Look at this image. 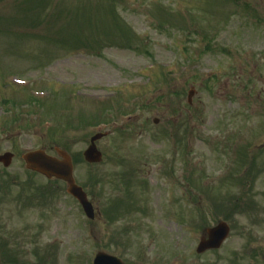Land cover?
<instances>
[{
    "label": "rangeland",
    "instance_id": "obj_1",
    "mask_svg": "<svg viewBox=\"0 0 264 264\" xmlns=\"http://www.w3.org/2000/svg\"><path fill=\"white\" fill-rule=\"evenodd\" d=\"M0 80V120L20 117L16 150L65 147L100 213L88 221L20 157L0 167L12 227L22 193L23 260L53 247L52 264L99 251L126 264H264V148L251 149L264 142V0H0ZM98 130L103 160L90 166ZM219 221L228 240L197 254Z\"/></svg>",
    "mask_w": 264,
    "mask_h": 264
},
{
    "label": "water",
    "instance_id": "obj_2",
    "mask_svg": "<svg viewBox=\"0 0 264 264\" xmlns=\"http://www.w3.org/2000/svg\"><path fill=\"white\" fill-rule=\"evenodd\" d=\"M101 138L97 135L92 139V145L84 153L85 159L90 163H99L101 161V153L97 150L95 141ZM62 160L52 158L43 151H36L24 156L27 168L39 172L48 178H58L67 182L69 188L68 192L72 194L83 206L87 216L94 218L93 208L87 200L86 194L83 190L76 186L73 179V166L70 157L63 151L58 150ZM11 156H4L0 161L9 165ZM230 233L229 226L220 222L215 228L207 230V238H202L198 246L197 252L204 253L209 249H219ZM94 264H121L114 257L104 254H99L95 259Z\"/></svg>",
    "mask_w": 264,
    "mask_h": 264
},
{
    "label": "flooded vegetation",
    "instance_id": "obj_3",
    "mask_svg": "<svg viewBox=\"0 0 264 264\" xmlns=\"http://www.w3.org/2000/svg\"><path fill=\"white\" fill-rule=\"evenodd\" d=\"M0 121L2 122V124H0V134L8 133L7 141L11 143V146L8 149L1 151L0 154L3 152L4 153L11 152L14 154L16 158L18 156V152H17L18 150H16V144L14 140L18 138L20 134L18 132V125L16 124L17 121H19L18 117L17 116L12 117L8 123L5 122L7 120L5 121L0 120ZM0 167H3V166L0 164ZM13 184L17 187L16 181H14ZM4 188H5L4 185L0 187V193L4 191ZM21 196H22V193L18 191L17 195H14L11 200L15 206V209L11 211L10 214L11 215L15 214L14 218L16 219L14 220V222L17 224L16 227L11 226V223H12L11 218H6V215H5L6 212L4 211V209L1 208L2 212H0V264H11V261H20V258L11 257L10 255L14 252V248L16 244L19 242V240L21 239L20 235L22 234V228L20 227V223H21L20 214L22 212L20 210L21 203H19L21 200ZM0 205H2V201H0ZM27 227L28 226H26L25 228ZM16 254H17V249H16Z\"/></svg>",
    "mask_w": 264,
    "mask_h": 264
}]
</instances>
